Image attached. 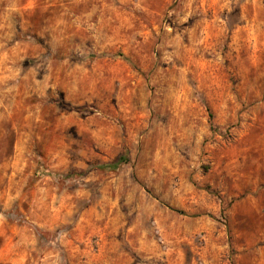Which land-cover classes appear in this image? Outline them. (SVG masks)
Listing matches in <instances>:
<instances>
[{
  "label": "clouds",
  "instance_id": "1",
  "mask_svg": "<svg viewBox=\"0 0 264 264\" xmlns=\"http://www.w3.org/2000/svg\"><path fill=\"white\" fill-rule=\"evenodd\" d=\"M0 264H264V0H0Z\"/></svg>",
  "mask_w": 264,
  "mask_h": 264
}]
</instances>
